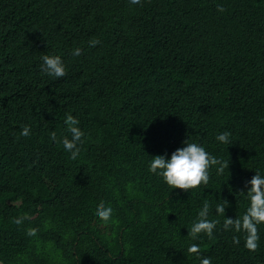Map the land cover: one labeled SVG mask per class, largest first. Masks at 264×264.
Masks as SVG:
<instances>
[{"label": "trees", "instance_id": "16d2710c", "mask_svg": "<svg viewBox=\"0 0 264 264\" xmlns=\"http://www.w3.org/2000/svg\"><path fill=\"white\" fill-rule=\"evenodd\" d=\"M68 1L81 21L61 14ZM44 54L66 55V75L42 73ZM161 59L175 69L172 85ZM69 114L85 131L75 160L59 143ZM224 130L230 145L214 140ZM187 138L229 166L213 168L207 185L171 190L147 162ZM256 170L264 173V0H0V261L199 264L186 251L196 243L212 264H264V224L255 250L223 227L224 215H242ZM80 175L87 198L53 203L49 192ZM205 199L225 203V214L210 212L213 236L193 240L187 228ZM100 202L113 208L107 224L93 216Z\"/></svg>", "mask_w": 264, "mask_h": 264}, {"label": "clouds", "instance_id": "9594fccd", "mask_svg": "<svg viewBox=\"0 0 264 264\" xmlns=\"http://www.w3.org/2000/svg\"><path fill=\"white\" fill-rule=\"evenodd\" d=\"M131 6L140 3V0H128ZM217 11L223 12L222 5H217ZM66 12H73L76 16L83 19L81 7L78 3L72 1L66 2L61 14ZM61 14L55 11L54 16ZM98 40H90V46L98 44ZM81 48L76 47L71 51L72 56H79ZM64 54H44L40 57V70L48 77L58 79L66 75V66L64 63ZM158 64L159 73L162 69L165 81L173 84L175 81V69L171 66L169 69L165 67L164 60H159ZM67 126V134L62 135L59 143L62 145L63 150L69 154L72 160L77 159L80 154V145L84 143L85 131L80 127L79 120L73 115L69 114L65 118ZM179 123H172L176 126ZM31 134V127L24 125L20 129V136H29ZM50 139L56 140V133L53 131ZM214 140L221 145L231 144V133L228 130L219 131L215 134ZM229 161L213 155L206 147L195 140L188 138L182 142V146L177 147L171 154H157L151 156L147 162L148 171L155 176L159 177L161 181L166 184L171 190L174 188L189 190L195 189L200 185H207L210 179V171L214 168L216 175L224 173L225 168H228ZM106 170H110V166H104ZM246 191H241L245 195L247 205L239 217L227 218L224 215L223 227L225 230L232 229L243 235L244 247L249 250H255L258 247L259 233L258 226L264 224V173L256 170L254 175L245 182ZM49 193L57 194L51 198L53 203H63L67 206L68 200L71 196L85 197L86 193L83 188L82 175L78 179L71 177L61 189L51 190ZM225 203H216L214 206L209 200H203L196 218L191 222L188 229V236L193 239L213 236V230L219 223L218 219H209L210 212L221 216L225 214ZM68 219L70 215L65 208L59 209ZM93 216L98 221L107 224L113 219V208L110 204L100 202L94 209ZM24 217L17 216L12 218V222L19 225L22 223ZM36 228L26 229L27 235L32 236L36 233ZM234 242L239 243V239ZM198 245L196 243L190 244L186 251L190 254H196L199 258V264H212V258L208 256H200L198 252ZM2 262V261H1ZM4 263V262H3ZM5 264V263H4Z\"/></svg>", "mask_w": 264, "mask_h": 264}, {"label": "water", "instance_id": "95a60500", "mask_svg": "<svg viewBox=\"0 0 264 264\" xmlns=\"http://www.w3.org/2000/svg\"><path fill=\"white\" fill-rule=\"evenodd\" d=\"M0 264H4V263L0 261Z\"/></svg>", "mask_w": 264, "mask_h": 264}]
</instances>
